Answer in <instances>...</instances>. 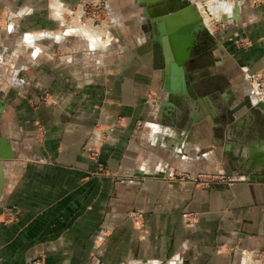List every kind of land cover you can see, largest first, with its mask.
<instances>
[{
	"label": "crops",
	"instance_id": "0c3cea01",
	"mask_svg": "<svg viewBox=\"0 0 264 264\" xmlns=\"http://www.w3.org/2000/svg\"><path fill=\"white\" fill-rule=\"evenodd\" d=\"M51 1L0 0V12L26 14L13 33L0 29V132L14 151L0 264H247L244 251L264 250V165L252 154L264 152V103L247 78L264 70V4L243 6L231 28L249 48L222 34L211 72L191 61L202 104L190 109L168 101L161 48L142 36L134 1H115L118 42L105 47L33 34L58 29ZM33 44L42 55L28 52ZM207 81L212 90L199 92ZM94 127L98 162L85 149ZM137 173L145 178H128ZM185 173H224L235 185L200 188ZM8 207L19 214L5 222ZM130 211L143 212V230ZM184 213L196 214L191 227Z\"/></svg>",
	"mask_w": 264,
	"mask_h": 264
},
{
	"label": "rangeland",
	"instance_id": "374dc122",
	"mask_svg": "<svg viewBox=\"0 0 264 264\" xmlns=\"http://www.w3.org/2000/svg\"><path fill=\"white\" fill-rule=\"evenodd\" d=\"M116 0H80L77 5L75 6H69L65 2L60 1V0H54L51 1L49 4V11L51 13L52 19L57 21L58 23V29L56 31H37L39 33H33V34H38L44 36V37H53L56 41L60 36V38L64 37H76L80 39H86V41H92L97 43L98 47H105L107 45H112L118 42V40L114 37L115 29L116 27L120 24V21L122 20L120 14L117 12L115 9V6H117ZM132 1L135 2V0H126L125 9L129 6L127 5H132ZM197 9L198 14L201 17V20L204 23V31L205 33L208 34V36L213 39L216 42V38L218 36H223L222 34H226L227 41L232 43L237 49H247L251 45V41L245 38L238 30H231L233 27L234 23L238 22L241 17V10L242 7L245 5H249L253 8L259 7L262 4H264V0H189ZM229 2V8L226 13L228 18L226 20L223 19V14L218 13L220 12L224 6ZM136 5H138L135 2ZM237 5L239 6V11L236 13V16L233 20H229V18H232L231 16V10L230 8ZM140 7V13L139 17L141 18V29H142V36L146 37H152L157 33L156 31H153L150 29L147 24L145 23V17L143 13V7L138 5ZM234 8V7H233ZM83 14V15H82ZM26 14L23 13H16V12H10L9 10H4L0 12V29L3 30L6 33H13L14 29L17 27V24L22 21V18ZM122 15V14H121ZM127 16V15H125ZM205 16L208 17L207 22L205 20ZM222 16V17H221ZM81 17V18H80ZM83 17V18H82ZM81 21V22H80ZM83 22V23H82ZM208 26V27H207ZM210 27V28H209ZM23 35V33H22ZM22 35H19V41L22 42L23 38L21 37ZM53 35V36H52ZM158 35V33L156 34ZM41 36V37H42ZM94 37V38H91ZM38 39V37H37ZM247 42V43H246ZM24 43V42H23ZM158 43V42H157ZM159 45V44H158ZM160 46V45H159ZM93 47V46H92ZM97 47V46H94ZM93 47V48H94ZM41 48V47H39ZM161 48V46H160ZM41 50V49H40ZM28 52L30 54H35L39 56L42 55V53L39 51L37 48V45H32L31 47H28ZM218 52V50L216 51ZM36 56V57H37ZM36 59V58H35ZM214 57L213 55H210L205 63L210 64L213 63ZM191 62L189 63L188 69L190 70L192 65H190ZM253 74H260L264 73V70L257 71V72H252ZM251 72L248 73L247 78L249 81V75L252 74ZM213 81H207L204 84H198L199 88L198 91H206L207 90H212L213 86ZM250 83V81H249ZM3 87H0V105L5 104L8 102L7 98L5 97L7 94L4 92ZM252 88V87H251ZM253 90V88H252ZM255 93L256 99H258V95L255 90H253ZM6 110V107H5ZM4 110V113H5ZM3 113V115H4ZM2 115V116H3ZM0 117V120L2 118ZM94 135L98 137V139L93 142H90V140L86 143L85 149L88 152V154L94 159L95 161L98 162L99 155H100V150L103 142V136L101 135V131L98 130V128L94 127L93 129ZM3 134L0 132V136ZM4 137V136H2ZM7 139L6 137H4ZM10 141V140H9ZM11 143V141H10ZM12 145V143H11ZM93 146V147H92ZM96 150L98 155H91V149ZM92 150V151H93ZM205 174H210V173H205ZM191 175V174H190ZM149 176V175H145ZM162 178L166 176V174L160 175ZM131 180H135L136 178L135 175L130 174L128 176ZM142 178H145L142 176ZM197 187V186H196ZM5 209V207H4ZM7 210V218L5 219V222L12 221L14 219H17L18 217V210H16L15 207H8L6 208ZM5 211V210H4ZM3 211V213H4ZM2 213V214H3ZM138 213H143L142 211H130V218L135 221V223L140 224V229L145 228V217L142 214L141 216L138 215ZM195 214V213H193ZM196 217V214H195ZM196 219V218H195ZM188 227H191L194 224V221H191L189 223H185ZM264 251V250H263ZM259 251V252H263ZM253 252H256L253 250ZM250 251L245 253L243 252V256L246 258L247 264H255L254 261L251 259L249 256ZM257 260L256 258H254ZM42 264H44V261L40 259Z\"/></svg>",
	"mask_w": 264,
	"mask_h": 264
},
{
	"label": "water",
	"instance_id": "95a60500",
	"mask_svg": "<svg viewBox=\"0 0 264 264\" xmlns=\"http://www.w3.org/2000/svg\"><path fill=\"white\" fill-rule=\"evenodd\" d=\"M135 2L143 7L147 26L158 33L156 35L157 33L154 32L153 40L161 46L164 57L163 80L168 101L176 103L180 100L190 109L195 104L201 105L202 98L188 69L189 63L194 58L193 48L197 35L204 31V23L197 9L189 0H135ZM237 7L236 13L239 11V6ZM223 19L226 20V16H223ZM258 106L264 109L262 104ZM5 107V104L0 105V117ZM235 112L229 113L232 119ZM192 118L198 120L197 116ZM252 154L259 164L264 165V152L254 151ZM13 158L14 151L10 141L0 136V215L4 210L3 194L6 183L4 164ZM135 176L142 177L139 173Z\"/></svg>",
	"mask_w": 264,
	"mask_h": 264
},
{
	"label": "built area",
	"instance_id": "2783aa9c",
	"mask_svg": "<svg viewBox=\"0 0 264 264\" xmlns=\"http://www.w3.org/2000/svg\"><path fill=\"white\" fill-rule=\"evenodd\" d=\"M247 43V42H246ZM250 85L253 88V90L256 91L258 95V101L264 103V73H260L258 75L256 74H250L249 76ZM93 147V146H92ZM91 149V155L97 156L98 153L96 150ZM180 179H184L186 181L192 182L195 186L200 188H211L214 186H223L227 189H232V187L235 185L234 180L229 177L227 174L224 173H199L196 175H190L188 173L183 174L180 176ZM143 213H138V215H142ZM183 218L186 223H189L193 221L196 217L193 213H184ZM249 256L254 261L255 264H264V251L263 252H253L250 251ZM256 258L257 260H255ZM31 264H42L40 259H36Z\"/></svg>",
	"mask_w": 264,
	"mask_h": 264
},
{
	"label": "flooded vegetation",
	"instance_id": "af4514ba",
	"mask_svg": "<svg viewBox=\"0 0 264 264\" xmlns=\"http://www.w3.org/2000/svg\"><path fill=\"white\" fill-rule=\"evenodd\" d=\"M215 47L216 42L211 39L207 33L203 31L199 32L193 48V59H195L193 64H198V67L203 68L206 73L211 72L213 70V63L210 62V64H206L205 61L210 55L214 54ZM190 65H192V63Z\"/></svg>",
	"mask_w": 264,
	"mask_h": 264
},
{
	"label": "bare ground",
	"instance_id": "6f19581e",
	"mask_svg": "<svg viewBox=\"0 0 264 264\" xmlns=\"http://www.w3.org/2000/svg\"><path fill=\"white\" fill-rule=\"evenodd\" d=\"M222 3H225V2H222ZM229 5H230V3L228 2L227 4L225 3V6H224V8L220 11V12H218V13H221V14H223L222 16H226V18H228V16L226 15V13H227V11H228V8H229ZM233 9H232V20L235 18V16H236V6H234L233 5ZM83 15V14H82ZM221 16V17H222ZM81 18V17H80ZM83 18V17H82ZM207 19H208V17L207 16H205V20H206V22H207ZM81 22V21H80ZM83 23V22H82ZM208 27V26H207ZM210 28V27H209ZM91 38H94V37H92L91 36ZM189 51V50H188ZM190 53H191V51H190Z\"/></svg>",
	"mask_w": 264,
	"mask_h": 264
}]
</instances>
